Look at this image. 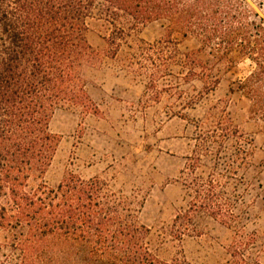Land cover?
I'll return each mask as SVG.
<instances>
[{"label":"trees","instance_id":"1","mask_svg":"<svg viewBox=\"0 0 264 264\" xmlns=\"http://www.w3.org/2000/svg\"><path fill=\"white\" fill-rule=\"evenodd\" d=\"M94 19L106 28L104 51L89 40ZM157 20L199 47L183 52L171 35L129 42ZM123 44L128 67L148 88L169 77L177 88L201 81L189 105L215 92L225 69L251 60L255 69L232 91L248 99L249 116L264 126V0H0V264H197L183 250L164 253L203 235L195 224L200 213L231 232L219 264H264V227L248 229L227 189L231 179L242 181L253 154L227 99L211 104L196 125L175 180L187 205L169 223L143 224L141 190L126 194L103 175L70 171L56 186L44 180L61 137L50 129L55 111L100 116L88 72L116 58Z\"/></svg>","mask_w":264,"mask_h":264},{"label":"rangeland","instance_id":"2","mask_svg":"<svg viewBox=\"0 0 264 264\" xmlns=\"http://www.w3.org/2000/svg\"><path fill=\"white\" fill-rule=\"evenodd\" d=\"M98 12L96 8V16ZM168 25L166 20L150 22L129 42L138 37L153 42L171 35L183 52L199 47L193 36L170 32ZM91 28L90 42L106 50L103 22L94 19ZM128 51L127 44H123L116 58L105 57L98 68L88 72V91L102 111L100 116L81 119L69 110L55 111L50 129L61 137L44 180L56 186L70 171L84 178L103 175L126 194L141 190L145 200L140 212L143 224L154 229L163 222L169 223L187 205L184 188L175 180L194 148L196 125L211 104L227 99L232 117L253 148L249 164L240 170L242 181L231 179L227 189L232 198L237 195L236 211L248 229L264 227V126L249 116L248 99L232 91L252 73L255 63L240 60L225 69L216 91L189 105L190 98L201 90V81L183 83L177 88L172 85L175 79L169 77L158 87L148 88V79L128 67ZM232 142L227 144V155L233 150ZM195 224L203 235L187 238L182 248L171 247L164 255L170 258L183 250L197 264H219L227 257L223 245L229 242L231 232L206 213L198 214Z\"/></svg>","mask_w":264,"mask_h":264}]
</instances>
